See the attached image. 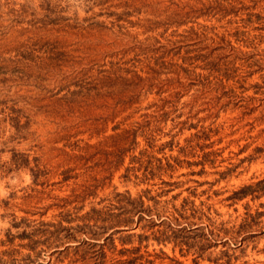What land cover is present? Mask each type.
I'll list each match as a JSON object with an SVG mask.
<instances>
[{"label": "rangeland", "instance_id": "374dc122", "mask_svg": "<svg viewBox=\"0 0 264 264\" xmlns=\"http://www.w3.org/2000/svg\"><path fill=\"white\" fill-rule=\"evenodd\" d=\"M0 3L5 13L24 5L15 11L17 17L0 16V107L13 106L20 122L28 121L22 137L10 139L12 130L7 131L9 125L0 118V257L22 263L30 251L24 246L27 239L19 235L47 227L87 186L94 194L77 203L82 211L114 192L126 189L136 196L150 187L133 186L121 178L129 157L142 148L152 149L156 156L177 157L171 178L163 177L174 182V188L159 197L168 206L187 198L210 208L212 215L216 211L222 221L242 215L246 207L263 209L259 203L264 204V196L238 201L231 196L240 186L264 179V24L243 19L248 12L264 15V0ZM228 34H233L226 39L232 49L224 43L218 49L219 37ZM163 46L165 51L175 47L178 62L186 51L212 52L219 63L230 53V59L241 66L231 80L218 84L212 78L204 85L201 79H189L168 66L176 55H165L161 66L152 68L149 61L154 54L161 56ZM21 50L26 59L10 63ZM74 83L88 90L69 100ZM193 134L207 139L198 142L204 145L206 163L210 162L202 174L195 173L200 166L193 164L200 149L193 156L183 152ZM13 153L37 158L46 172L37 184L28 171L10 167ZM159 186L150 187L151 194ZM263 218L253 230H264ZM6 235L13 236L11 243L2 242ZM114 244L118 250L137 243L120 245L115 240ZM54 245H59L58 251L52 253ZM72 245L64 242L45 249L38 244L35 251H44L37 262L96 264L89 260L92 247ZM159 247L163 259L154 264H193V255L183 257L170 244L158 246L149 240L147 252ZM222 249L220 245L209 249L210 257ZM263 249L264 233L228 253L238 256L237 264H264ZM115 250H105L98 264H115L119 258Z\"/></svg>", "mask_w": 264, "mask_h": 264}, {"label": "trees", "instance_id": "16d2710c", "mask_svg": "<svg viewBox=\"0 0 264 264\" xmlns=\"http://www.w3.org/2000/svg\"><path fill=\"white\" fill-rule=\"evenodd\" d=\"M9 3L15 4L14 2ZM23 8L24 5H19V8L16 9L11 7L6 11L7 13L0 11V16L1 14H9L17 17L18 14L15 11H20ZM124 12L129 13L128 11ZM243 19L247 23L260 22L264 24V15L256 12L246 13ZM230 35L233 34L221 35L216 47L219 49L220 45L224 43L229 49H232L229 40H226ZM204 39L207 38L204 37ZM210 40L211 42L214 41L212 37H210ZM187 45L189 44L187 43ZM161 48L163 50H160ZM174 49L175 47H170L165 51L164 46L160 47L161 56L154 54L149 61L152 68L158 69L165 55L174 56L178 54ZM185 53L179 57L180 62L177 60V55L174 56L172 61H169L168 66L174 67L176 71L183 72L189 79H201L204 85L210 83L212 78L218 84L225 80H231L238 70V66H241V64L238 65L230 59V53L227 54V59L221 63L215 60L212 52L190 54L189 51H186ZM25 56L26 52L24 50L18 51L15 58L10 59L9 62L16 65L24 61ZM1 61L4 62V60ZM253 62L257 63L259 60ZM257 65L259 67L261 63H257ZM243 66L245 67V65ZM246 67H251V65L248 64ZM86 90H88V87L85 88L79 83H74V89L69 91L67 99L72 100L74 96ZM4 108H6V112ZM19 114L18 109L13 106L0 107V118L9 125L7 131L12 130L10 139L22 137L21 134L28 125L27 120L20 122ZM147 123L144 122V124ZM193 136L194 139L187 140L188 142L184 147H187V151L183 150V152L186 155L193 156L195 150L199 151L200 149L201 155H194L198 156L199 159L193 164L200 166L195 173L202 174L205 164H210V162L206 163L204 158L207 154L203 151L204 145L198 142L207 139L198 137L197 134H193ZM151 146L149 145V147ZM159 152L156 151V153ZM9 164L14 170L23 169L28 171L33 184H37L41 176L46 173L43 167L38 164L36 157L29 160L22 153H13ZM176 166V156L164 155V153L156 156L152 149H140L137 155L129 157L128 165L124 167L121 174L122 181L133 186L144 184L153 187L157 184L160 185L158 187L159 191L151 194L152 189L144 187L139 190L136 196H131L130 192L125 189L122 192H114L109 198H101L82 211V204L77 206V203L83 202L84 197L94 194L87 186L79 193L74 194L73 198L75 200L69 201V203H75H72V206L65 210L58 211L54 216V221L46 224L47 227L37 233L35 231L28 232L25 237L19 235V238L27 239L24 246L30 251L23 256L22 263H19L16 258L0 257V264H51L50 259L45 260L44 263L37 262L40 259L39 254L44 251L40 249L35 251L37 245L41 244L46 249L51 244H63L64 242H74L75 245L72 246L75 247H78V245L92 247L89 260L98 264L102 263L105 250L111 252L115 250V240H118L120 245L132 244L134 241L137 243L130 248L115 250L119 257L116 259L115 264H154L156 259L162 260L164 252L161 247L158 248L157 252H147L149 240L158 246L170 244L171 250L176 247L183 257L189 254L193 255L191 259L193 264H197L199 260H206L211 264H237L234 262L238 260V256L228 253V251L232 250L233 252L235 249L240 248L248 238L264 233V230L260 231L258 229L256 231L252 229L253 226L261 224L260 219L264 217V204L259 203L260 208H263L261 210L254 209L250 211L246 207L242 215H237L233 219H229L230 221L219 220V213L213 211L212 215L210 208L203 209L202 206H196L192 200L187 198H182L178 205L170 204L168 206L169 202L160 200L159 197L174 188V182L164 180L163 177L171 178ZM11 168L9 170H12ZM163 187L166 189H163ZM247 196L250 199H258L264 196V179L240 186L232 193L231 198L238 201ZM226 224L228 225L226 226ZM11 226L16 227V223H11ZM135 228L139 231L136 233L130 232ZM12 240V235H6V240H2V242L11 243ZM217 245L224 247V249L219 250L217 256L210 257L208 250ZM58 246L54 245L53 248L55 249L52 253L58 251L56 249ZM141 247L143 250H141ZM31 253L35 258L31 259Z\"/></svg>", "mask_w": 264, "mask_h": 264}]
</instances>
